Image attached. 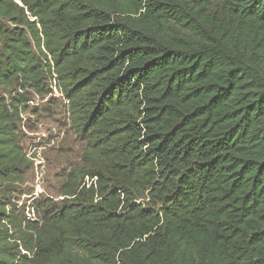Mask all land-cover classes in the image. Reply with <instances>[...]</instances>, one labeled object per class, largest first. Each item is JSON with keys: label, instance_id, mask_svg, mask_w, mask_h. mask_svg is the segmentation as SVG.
<instances>
[{"label": "trees", "instance_id": "trees-1", "mask_svg": "<svg viewBox=\"0 0 264 264\" xmlns=\"http://www.w3.org/2000/svg\"><path fill=\"white\" fill-rule=\"evenodd\" d=\"M54 91L86 148L30 213ZM0 264H264V0H0Z\"/></svg>", "mask_w": 264, "mask_h": 264}, {"label": "rangeland", "instance_id": "rangeland-1", "mask_svg": "<svg viewBox=\"0 0 264 264\" xmlns=\"http://www.w3.org/2000/svg\"><path fill=\"white\" fill-rule=\"evenodd\" d=\"M28 105L22 115L21 147L30 165L22 172V180L12 183L16 193L11 205L30 212L36 201L62 198L65 176L80 162L86 146L70 128L65 101L57 92L42 98L34 95Z\"/></svg>", "mask_w": 264, "mask_h": 264}]
</instances>
